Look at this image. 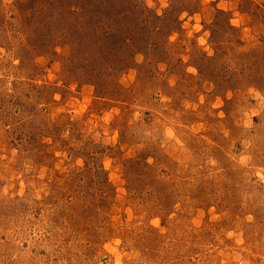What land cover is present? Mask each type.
<instances>
[{
  "label": "rangeland",
  "instance_id": "374dc122",
  "mask_svg": "<svg viewBox=\"0 0 264 264\" xmlns=\"http://www.w3.org/2000/svg\"><path fill=\"white\" fill-rule=\"evenodd\" d=\"M0 264H264V0H0Z\"/></svg>",
  "mask_w": 264,
  "mask_h": 264
}]
</instances>
